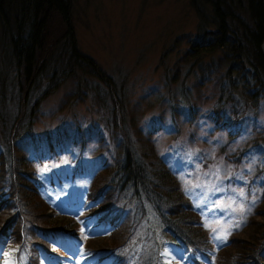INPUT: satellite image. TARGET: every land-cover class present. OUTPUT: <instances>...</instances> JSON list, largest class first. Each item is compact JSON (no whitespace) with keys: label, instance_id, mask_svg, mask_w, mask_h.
Masks as SVG:
<instances>
[{"label":"trees","instance_id":"trees-1","mask_svg":"<svg viewBox=\"0 0 264 264\" xmlns=\"http://www.w3.org/2000/svg\"><path fill=\"white\" fill-rule=\"evenodd\" d=\"M191 5L200 22L196 33L175 41L174 48L184 46L181 63L190 65L200 88L214 85L219 128L243 117V123L254 121L252 112L260 115L264 99V0H191ZM0 28L8 52L7 67L0 70V246H20L19 264H45L67 243L89 252L97 264H160V253L170 245L190 252L194 264H264V183L246 222L227 244L214 247L178 178L156 153L154 160L153 144L140 152L129 131L119 130V105L110 125L114 153L100 160L89 187L92 207L58 215L40 195L33 162L23 151L24 135L31 134L41 103L67 79L77 83L73 100L82 97L83 85L89 87L79 72L111 90L112 79L79 49L72 0H0ZM11 74L10 87L19 92L14 116L7 111ZM92 218L99 229H93Z\"/></svg>","mask_w":264,"mask_h":264},{"label":"rangeland","instance_id":"rangeland-1","mask_svg":"<svg viewBox=\"0 0 264 264\" xmlns=\"http://www.w3.org/2000/svg\"><path fill=\"white\" fill-rule=\"evenodd\" d=\"M72 15L79 49L111 77L114 89L79 72L89 85H83L82 97L70 99L77 86L72 78L41 103L23 140L40 195L58 215H78L92 207L89 187L100 160L114 153L110 125L119 105V130L129 131L140 152L153 144L154 160L156 153L178 178L211 243L217 248L227 244L253 213L264 183V99L260 115L252 112L254 121L243 123V117L216 125L214 85L194 84L195 73L180 61L184 46L174 48L177 38L197 32L200 18L191 0H72ZM1 38L0 28L4 70L8 52ZM13 78L7 79L12 116L19 97L10 87ZM256 141L260 149L252 147ZM107 145L109 151L99 152ZM90 224L100 228L93 218ZM0 248V264H17L12 246ZM73 248L67 243L58 258H46L45 264H95ZM159 256L160 264H192L188 252L171 245Z\"/></svg>","mask_w":264,"mask_h":264},{"label":"snow or ice","instance_id":"snow-or-ice-1","mask_svg":"<svg viewBox=\"0 0 264 264\" xmlns=\"http://www.w3.org/2000/svg\"><path fill=\"white\" fill-rule=\"evenodd\" d=\"M239 226V225H238ZM0 251H2V248H0Z\"/></svg>","mask_w":264,"mask_h":264},{"label":"bare ground","instance_id":"bare-ground-1","mask_svg":"<svg viewBox=\"0 0 264 264\" xmlns=\"http://www.w3.org/2000/svg\"><path fill=\"white\" fill-rule=\"evenodd\" d=\"M169 258L171 259V256H169ZM176 260V259H175Z\"/></svg>","mask_w":264,"mask_h":264}]
</instances>
